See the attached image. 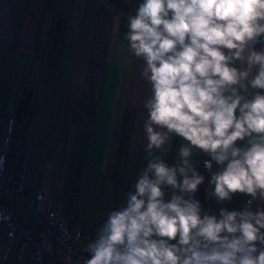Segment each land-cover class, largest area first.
I'll return each instance as SVG.
<instances>
[{
    "label": "clouds",
    "instance_id": "clouds-1",
    "mask_svg": "<svg viewBox=\"0 0 264 264\" xmlns=\"http://www.w3.org/2000/svg\"><path fill=\"white\" fill-rule=\"evenodd\" d=\"M126 26L145 165L77 264H264V0H135Z\"/></svg>",
    "mask_w": 264,
    "mask_h": 264
},
{
    "label": "crops",
    "instance_id": "crops-1",
    "mask_svg": "<svg viewBox=\"0 0 264 264\" xmlns=\"http://www.w3.org/2000/svg\"><path fill=\"white\" fill-rule=\"evenodd\" d=\"M134 6L135 0H0V140L12 117L15 140L12 147L8 144L5 170L10 173L24 166L30 190L27 198L15 201L3 194L0 185V203L12 208L22 227L36 224L31 198L40 191L46 207L57 216L75 214L77 228L95 236V224L103 223L108 211L124 202V194L145 165L144 102L150 86L140 75L143 61H128L123 39L127 14L134 12ZM75 16L77 50L62 108L56 110L55 105L47 103L36 115L29 108L34 100L32 93L23 96L14 76L2 77L4 60L13 53L17 57L26 53L32 61L36 47L47 42L53 21L65 25L66 20L69 25ZM61 32L66 38L70 30ZM42 96L51 102L49 96ZM40 97L38 94L36 101ZM38 126L42 131L36 135ZM52 128L55 144L49 141ZM35 137L38 143H34ZM179 144V139L173 141L170 163ZM119 181L123 184L121 193ZM206 187L203 199L218 212L221 205L214 199L206 200ZM244 200L237 195L224 206L238 208ZM38 231L40 243L49 247L46 233ZM8 239L7 229L1 225L0 264H32L27 255L20 257L22 237Z\"/></svg>",
    "mask_w": 264,
    "mask_h": 264
},
{
    "label": "built area",
    "instance_id": "built-area-1",
    "mask_svg": "<svg viewBox=\"0 0 264 264\" xmlns=\"http://www.w3.org/2000/svg\"><path fill=\"white\" fill-rule=\"evenodd\" d=\"M13 130V119L8 118L6 131L0 146V185L4 195H11L15 200L20 197H27L29 189L26 186L24 178V166L8 173L6 172V160L9 144V135ZM205 157L200 156L194 161L195 166L203 171L200 160ZM204 185L201 186L197 193L206 210H211L210 206L203 199ZM244 201L238 208L243 207ZM31 205L34 211L36 225L21 227L19 222L14 218L11 207L0 203V225L7 229L8 237L13 240L16 236L22 237V249L20 257L27 255L32 264H77L87 258L85 251L86 244L95 236L92 232L83 233L77 228L75 223V214L70 213L68 216H57L56 212L49 206H45L42 192L37 191L31 198ZM44 231L47 235L46 245L40 243V232Z\"/></svg>",
    "mask_w": 264,
    "mask_h": 264
},
{
    "label": "rangeland",
    "instance_id": "rangeland-1",
    "mask_svg": "<svg viewBox=\"0 0 264 264\" xmlns=\"http://www.w3.org/2000/svg\"><path fill=\"white\" fill-rule=\"evenodd\" d=\"M66 23V20L65 25H63L62 21H53L47 37V42L45 41L44 44H40L36 47V52L32 55V61L26 53L19 54V57L13 53L12 56L5 58L3 63L2 77L11 78L14 76L16 88L20 90V94H23V96H25L26 93H32L34 100L30 101L29 108L31 111L35 112L36 115L46 107L47 103L55 105L56 110L62 108V97L64 96V90L66 89L67 82L74 66V56L77 50L76 39L78 35L77 17L71 18L69 25ZM17 28H19V25ZM61 29L70 30L69 36L66 38L62 37ZM16 32H18V29H16ZM38 94L41 97L36 101ZM42 94L49 96L51 102H47L46 96H42ZM36 119L39 120L37 117ZM15 121H17L16 118ZM2 124L3 122L0 123V136ZM40 129L41 128L38 126L36 135L41 133L42 130ZM43 130L47 129L43 127ZM53 131L54 128L51 129L50 144H55ZM19 135L21 136V134ZM14 140L15 130H12L9 135V146L12 147ZM1 141L2 140H0V142ZM36 142L38 143L37 137H35L34 143ZM122 188L123 184L119 181L120 193ZM118 199H120L119 195ZM95 218L97 220L98 213H96ZM101 224L102 223H97L94 227H98Z\"/></svg>",
    "mask_w": 264,
    "mask_h": 264
},
{
    "label": "trees",
    "instance_id": "trees-1",
    "mask_svg": "<svg viewBox=\"0 0 264 264\" xmlns=\"http://www.w3.org/2000/svg\"><path fill=\"white\" fill-rule=\"evenodd\" d=\"M12 118V117H11ZM13 119V118H12ZM26 183V182H25ZM26 186H27V184H26ZM28 187V186H27ZM29 189V188H28ZM30 191V190H29ZM29 194H30V192H29ZM11 196V195H10ZM29 196V195H28ZM27 196V197H28ZM13 197V196H12ZM27 197H23V198H27ZM14 198V197H13ZM22 197H20L19 199H21ZM18 199V200H19ZM15 200V199H14ZM15 201H17V200H15ZM4 204H6V203H4ZM6 205H8V204H6ZM9 206V205H8ZM11 210H12V208H11ZM12 213H13V211H12ZM13 216H14V214H13ZM15 218V217H14ZM16 219V218H15ZM20 224V223H19ZM3 225V224H2ZM35 227H38L36 224H33ZM1 226V225H0ZM22 227V226H21Z\"/></svg>",
    "mask_w": 264,
    "mask_h": 264
}]
</instances>
